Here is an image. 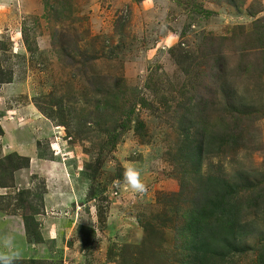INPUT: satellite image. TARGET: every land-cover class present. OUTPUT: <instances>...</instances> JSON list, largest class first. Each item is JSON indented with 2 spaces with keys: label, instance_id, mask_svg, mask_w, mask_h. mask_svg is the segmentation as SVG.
Masks as SVG:
<instances>
[{
  "label": "rangeland",
  "instance_id": "obj_1",
  "mask_svg": "<svg viewBox=\"0 0 264 264\" xmlns=\"http://www.w3.org/2000/svg\"><path fill=\"white\" fill-rule=\"evenodd\" d=\"M261 34L264 0H0V264H264V201L202 211L264 185Z\"/></svg>",
  "mask_w": 264,
  "mask_h": 264
},
{
  "label": "trees",
  "instance_id": "obj_2",
  "mask_svg": "<svg viewBox=\"0 0 264 264\" xmlns=\"http://www.w3.org/2000/svg\"><path fill=\"white\" fill-rule=\"evenodd\" d=\"M257 42H259V48L264 49V34H261L257 37L256 39ZM228 58L230 59V57L227 56V53L224 55V57H221V59H219L218 61V65L222 66V69L225 68V66H228ZM218 59V58H217ZM231 77H227L226 79H230ZM225 79V80H226ZM200 116V121L195 122V125L198 126L202 133H204L205 135H208V131H207V116L205 115H201L199 113ZM209 124V123H208ZM234 129V128H231ZM230 129V130H231ZM235 130V129H234ZM234 132V131H233ZM233 132H228L225 131V135H222L221 132H217L214 135L208 137L205 139V143L208 146H212L215 143V139L219 140V145L222 146L223 143L226 144H233L234 146L238 144L239 140H241L244 136L243 132L239 133V136H237V131L236 133ZM202 151L201 148H199L196 151V157L199 156L198 154ZM198 159H200V157H197ZM27 163L26 166H29L30 162H29V158L27 159ZM200 162V161H198ZM263 188L262 193L260 195V190ZM237 188L234 189L233 191H226L225 194L223 195H219V196H215L214 198L209 199L208 203H204V206L202 207V211L203 213L204 210H206V217H212L213 221L216 222L217 224H219V226H224L229 228V230H236V226H238V229H245L247 228L248 224L247 223H242V214L243 212L247 209L252 208L253 206H256L257 203H259L258 201H264V199L262 198L264 195V185L260 188L259 193L257 195H253L251 197L246 198L245 200H242L239 193L237 192ZM264 203V202H263ZM33 219V217H32ZM244 224V225H243ZM246 230V229H245ZM244 230H241V232ZM26 232L28 233L29 230H26ZM237 233V232H235ZM235 233H229L227 235H222L219 239H210L211 237L204 233H202V231L200 232V234L195 233V235L193 236L192 240V253L194 255V258L197 259L199 258V263L198 264H203V260L205 258V256L209 254L214 255L215 252H217L218 254H224V253H230L232 251H237L238 248L240 247L241 243L243 242L242 240V235H235ZM206 237H208L207 239H205ZM213 241V242H211ZM212 245H216L215 246V250L208 252L206 249L211 247V249H214V247H212ZM262 255L264 256V248H263V252H261V257ZM264 258H261V261Z\"/></svg>",
  "mask_w": 264,
  "mask_h": 264
},
{
  "label": "crops",
  "instance_id": "obj_3",
  "mask_svg": "<svg viewBox=\"0 0 264 264\" xmlns=\"http://www.w3.org/2000/svg\"><path fill=\"white\" fill-rule=\"evenodd\" d=\"M19 144H17L16 143V146H18ZM23 144H20V146H18L19 148H18V152H20V153H22V154H25V153H27V154H30V153H28V152H26V151H24V149H23ZM29 156H31V166L30 167H32L33 165H34V161H35V156H32V155H29ZM29 167V168H30ZM33 168V167H32ZM22 232V231H21ZM25 232V231H24ZM12 233V232H11ZM15 233V232H14ZM13 233V234H14Z\"/></svg>",
  "mask_w": 264,
  "mask_h": 264
}]
</instances>
